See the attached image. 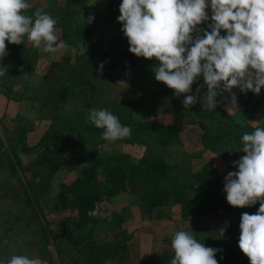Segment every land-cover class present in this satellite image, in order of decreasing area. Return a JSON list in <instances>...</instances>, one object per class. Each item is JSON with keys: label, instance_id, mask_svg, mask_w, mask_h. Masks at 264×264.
<instances>
[{"label": "trees", "instance_id": "1", "mask_svg": "<svg viewBox=\"0 0 264 264\" xmlns=\"http://www.w3.org/2000/svg\"><path fill=\"white\" fill-rule=\"evenodd\" d=\"M115 4L116 0H110L107 12L95 16L93 23L88 25L77 23L70 13L72 11L68 4L60 10V19L56 23L60 29L59 38L65 42V45L74 49V58L63 57L60 61L53 63L48 75L40 80L33 91L38 94L46 93L43 108L47 109L53 122L60 121L56 124L51 122L34 146H27L25 142L27 134L32 131L31 125L17 124L16 131L9 135V142H13H10V145L5 144L0 138V146L4 147V151L0 154V171L6 170L5 173L18 175L24 167L23 154L41 155L37 160L39 168L42 167V169L35 172L32 179L26 183L21 177L18 179L26 203L32 204L34 208L32 212L35 217L40 215L37 203L45 197L41 194L43 191L39 187V182L44 179L47 182L60 168L64 167L65 158L60 155L57 157L58 153L62 154L64 151L63 146L73 145L76 140L85 141L88 136L102 137L103 130L96 128L88 121V114L90 108H107L101 95L103 87L132 64L139 67L136 78L154 75L153 71L147 70L145 65H139L141 57L129 51V44L124 34L101 33L107 23V20L103 18L110 15V10ZM82 42L87 47L86 55L80 54ZM6 45L9 54L4 58L6 63H2L8 66V69L14 66L13 68L19 71L32 67L36 52L31 51L25 41L19 45L9 44L6 41ZM10 61L13 62L8 65ZM101 63L104 65L103 70L100 69ZM5 78L6 76L0 77V92L5 93V97L8 98L10 94L7 91L10 90L2 83ZM163 87L166 88V85ZM237 89L235 95L237 103L241 106L239 113L243 122H234L231 117L226 123H218L215 132L209 130L210 126L204 124L200 129L201 133H196L204 151L221 153V144L225 147L224 144L239 143L244 133H251L256 129L248 122L264 119V89L258 95L250 90L248 93H241L239 88ZM77 99H81L82 107H84V110L77 114L78 117L72 112L61 116L59 110L70 102L76 103ZM108 104L107 110L118 116L122 125L132 129L130 138L122 140L126 144L145 146V155L138 162L127 155L99 158L93 165L83 168L74 181L61 185L59 193L50 205L52 213L61 216L59 221L55 227L51 228L44 221H40L39 224V241L43 252V256L40 257H43L48 264H53L48 248L50 246L56 248L60 244L59 240L67 241L56 249L59 263L62 262L60 255L64 253L63 250L69 247L74 250L83 245L82 243H85L87 251V256L83 259L84 264H104L107 259L116 258L124 252L127 248L126 241L120 243L110 238L106 244L98 245L92 239V233L99 223L105 224L109 229L111 227V231L120 230L125 221L123 211L111 214L110 218L105 214L103 216L88 215L97 202L101 206L100 211L104 213L102 204L123 193L136 196L142 214L149 215V218L154 220H163L176 213L181 220L199 218L202 220L208 215H216L228 208L223 196L224 179L212 164H205L194 174L187 173L185 180L188 179L190 182L184 188L182 184L185 181L177 176L172 177L173 167L161 154L156 153L157 146L154 143L158 142L162 148H165L169 143L179 141L182 133L177 125L136 121L134 112L137 103L135 102L123 101ZM59 142L60 145H57ZM50 145H54L55 148L51 149ZM227 153V150L222 151L226 159L229 156ZM4 161L6 168L1 166ZM5 186L6 183L0 184V189ZM46 190L48 191V188ZM47 191L44 190L46 195ZM259 206L257 204L252 208L257 212ZM87 226H92L88 234L79 236L75 234V229ZM195 229V238L200 243H204L205 247L221 249L215 257L218 264H250L249 258L240 249L225 248L226 240L232 238L228 229H226L227 237L203 231L200 227ZM2 243L0 237V245ZM173 257L174 255L156 252L141 264H158L161 261L165 262L164 264H171ZM10 258L5 252V246L0 248V261L7 264Z\"/></svg>", "mask_w": 264, "mask_h": 264}, {"label": "rangeland", "instance_id": "2", "mask_svg": "<svg viewBox=\"0 0 264 264\" xmlns=\"http://www.w3.org/2000/svg\"><path fill=\"white\" fill-rule=\"evenodd\" d=\"M28 2L30 7L25 12L27 15H32L36 10L43 9V11L50 14L58 22L60 10L68 4L72 11L70 13H72L71 15L77 23L88 25L86 21L90 15H94L95 17L100 13L104 14L107 12L110 0H69L68 2L67 0H28ZM120 3L121 0H116V4L110 10V15L103 18V20H107V23L106 27L101 31L102 34H123L121 31L122 24L117 20V17L120 15ZM208 12L211 15L210 9H208ZM111 20L112 23L110 24ZM58 27L55 25L56 34L59 37L60 29ZM198 27L207 28V23ZM221 34H225L224 30H222ZM24 41L31 48V51L36 52V57L33 59L34 64L28 70L17 71L13 68L14 66H10L6 78L2 80V83L9 88L10 91H7V93L9 92L11 96L6 94L7 98L5 97V93L0 92V138L5 144L10 145L9 135L16 131L17 124L31 125L32 131L27 134L25 142L27 146H34L40 137H42L43 131L50 126L53 120L47 109L43 108L46 93L38 94L33 91L40 80L48 75L53 63L60 61L63 57L74 58V49L66 45L64 49L56 53H45L33 47L32 42L28 40L27 36L24 37ZM2 62L6 63L4 60ZM11 62L13 61H10L8 65H11ZM156 63L155 58L149 60L141 57L139 61V65H145L147 70H152ZM138 70V66L129 65L118 77L109 81L107 86L103 87L101 91L103 101H105L107 108L109 107L108 103L135 102L137 103V108L134 112V119L136 121H147L161 125L174 124L178 126L182 133L179 141L171 142L165 148H162L158 142L154 144L157 146L156 153L161 154L173 167L174 170H172L171 176L180 177V180L185 181H182V187L185 188L190 182L188 179L185 180L187 173H196L202 166L209 163L214 155H218L225 161L234 156L240 158L245 155L243 152H235L242 148L241 141L239 143L224 144L223 146L225 147H222L221 144V153H213L208 150L204 151L198 138V134L201 133L200 129L204 124L208 127L210 126L209 130L215 132L218 123H226L231 117H233L234 122H243L239 113L240 111L232 107L229 102V93L225 92L222 96L218 97L221 103L217 105L214 112L203 110L202 104L199 102L193 105L191 109H185L182 104L183 95L182 97H176L174 90L169 89L167 86L164 88L163 85L165 84L156 81L154 75L136 78ZM203 84V77L201 76L192 86L193 90L195 91L197 87H201ZM206 90V86L202 87L201 94L206 92ZM237 90L234 87L232 91L236 93ZM24 95L28 98H25ZM75 101L76 103L70 102L63 106L59 110L60 115L63 116L70 112L73 115H79L84 110V107H82L81 99ZM59 121L57 120L53 123L56 124ZM149 142L152 143L153 141ZM57 145H60V142ZM65 145L62 148L64 149L62 154H57V157L60 155L65 158L64 167L60 168L47 182L45 179L39 182V187L43 191L41 194L45 196L44 199L37 203L38 209L41 211H39V216H33L32 204L26 203V198L18 179L21 177L26 183L32 179L35 172L42 169V167L39 168L37 160L41 155L37 156L35 153L23 154L24 167L18 175L5 173L6 170L0 171V184L6 183L5 188L0 189V237L3 242L0 248L5 246V252L9 257L13 255H25L34 259L36 264H48L43 257H40L43 256V252L41 251L39 241V224L41 223L40 221H44L51 228L55 227L59 221L58 219L61 216L53 214L50 205L59 193L61 185L74 181L79 177L83 168L93 165L99 158L127 155L132 160L138 162L146 152V147L143 145L126 144L123 140L109 142L105 141L101 136H88L85 141L76 140L73 145ZM50 148L54 149L55 147L54 145H50ZM223 150H227L229 153L227 159L222 155ZM3 151L4 147L1 145L0 154ZM1 166L6 168L5 161ZM214 168L216 169V167ZM216 171L218 172L217 169ZM44 190L47 191V195ZM224 199L228 208L221 210L216 215H208V217L202 220L199 218L201 221L181 220L178 213L171 214L163 220H154L149 218V215L142 214L139 208V200L136 196L123 193L112 197L108 202L102 204L104 214L109 218L111 214L123 211L125 221L121 229L111 231V227L109 229L105 224L99 223L92 233V239L98 245L106 244V242L110 241L108 240L110 238L112 240L116 239L120 243L126 241V250L116 258L107 259L104 264H141L156 252L174 255V250L171 246L173 235L177 231L183 230L190 232L194 236L196 232L195 228L197 227H200L203 231L218 233L221 237H227L226 229H228L231 232L232 238L231 240H226L227 245H225V248L227 250L240 249L238 240L240 236L239 224L241 222V212L249 214H255L256 212L253 208L246 210L245 207H233L228 204L225 196ZM158 222H162V224L160 225ZM198 222L199 224H197ZM91 227L77 228L75 229V234L77 236L88 234ZM85 236L88 237V235ZM105 236L107 237L105 238ZM58 242L62 246L67 241L63 242L59 240ZM82 244L74 250L71 247L63 250L62 252L64 253L60 255L61 263L58 261V254L56 252L59 245L56 248L50 246L48 252L53 264H84L83 259L86 258L87 251L85 243ZM164 263L161 261L158 264Z\"/></svg>", "mask_w": 264, "mask_h": 264}, {"label": "clouds", "instance_id": "3", "mask_svg": "<svg viewBox=\"0 0 264 264\" xmlns=\"http://www.w3.org/2000/svg\"><path fill=\"white\" fill-rule=\"evenodd\" d=\"M29 7L28 0H0V77L8 72L2 63L9 54L6 41L19 45L27 36L33 47L45 53L66 47L56 34L57 21L43 9L25 14ZM119 12L117 20L129 51L137 57L156 59L152 68L155 80L173 89L176 97L183 95L185 109L199 102L203 110L214 112L221 103L218 97L225 92L236 108L234 87L257 95L264 89V0H121ZM94 19L90 15L86 22L91 24ZM205 23L207 28L198 27ZM86 52L82 42L80 54ZM103 67L101 63L100 69ZM201 76L204 84L193 92L192 86ZM204 86L207 90L201 94ZM88 121L103 130L105 141L115 142L132 134V129L107 109L90 108ZM240 141L242 148L235 152L245 155L232 162L235 170L224 177L223 192L233 207H252L259 202L255 214L241 215L238 246L250 264H264V128L244 133ZM100 208L97 202L88 215L103 216ZM171 246V264H218L215 257L221 249L205 247L190 232L177 231ZM7 264L36 261L13 255Z\"/></svg>", "mask_w": 264, "mask_h": 264}, {"label": "crops", "instance_id": "4", "mask_svg": "<svg viewBox=\"0 0 264 264\" xmlns=\"http://www.w3.org/2000/svg\"><path fill=\"white\" fill-rule=\"evenodd\" d=\"M246 93H248V91ZM229 102H230V99H229ZM236 110L237 111H241V106L238 103H237ZM257 123L255 122L253 124V122H249V124L251 126H253V127L257 126L256 128H258V127L264 128V119H261ZM238 159H239L238 157H235L234 156V157L228 158V160L225 161V160H222L218 155H214V157H212V160L209 162V164H212L214 167H216V169L218 170V172L220 173V175L224 178L228 174V172L235 170L233 168V166H232V162L235 161V160H238ZM214 164H217V165H214ZM223 194H224V196L226 198V195L227 194L225 192H223ZM252 207H245V208H246V210H249ZM195 220L201 221L199 219H195ZM158 224L161 225L162 222H158ZM197 224H199V222Z\"/></svg>", "mask_w": 264, "mask_h": 264}]
</instances>
